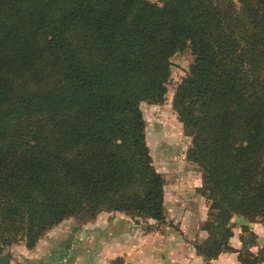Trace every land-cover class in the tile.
Segmentation results:
<instances>
[{
  "label": "trees",
  "instance_id": "1",
  "mask_svg": "<svg viewBox=\"0 0 264 264\" xmlns=\"http://www.w3.org/2000/svg\"><path fill=\"white\" fill-rule=\"evenodd\" d=\"M186 50L173 106L208 202L195 252L264 263L228 241L233 218L264 222V0H0V253L66 219H165L139 104L164 102Z\"/></svg>",
  "mask_w": 264,
  "mask_h": 264
},
{
  "label": "rangeland",
  "instance_id": "2",
  "mask_svg": "<svg viewBox=\"0 0 264 264\" xmlns=\"http://www.w3.org/2000/svg\"><path fill=\"white\" fill-rule=\"evenodd\" d=\"M146 1L161 5L162 0ZM170 62V77L166 86L167 92L164 102L158 105L148 102H141L139 104L143 120L145 121V143L152 159V165L162 175L165 182V219L160 223H156L150 219H140L139 224L143 228H148L152 225V228L159 232L170 230L171 232H175L179 238L191 242V238L197 239L198 228L202 221L201 219L205 217L207 212L208 202L200 193L202 172L187 159V152L191 148L192 139L184 134L183 126L174 109L173 101L177 87L189 73L193 57L190 51L186 50L183 53L174 55ZM115 213L120 214V212L108 214L113 215ZM97 216L87 223L75 219L63 220L57 226L50 229L43 238L47 237V234L54 230L60 231L59 229L66 225L74 228L89 224ZM237 218H233L229 224L232 233V236L228 240L229 245L238 247L234 251L242 249L257 258H261L264 256V222L255 221L247 227V230L242 231L240 222L245 220ZM231 224H233L232 227L230 226ZM24 242L20 241L6 248L0 253V256L8 253L11 248L24 249Z\"/></svg>",
  "mask_w": 264,
  "mask_h": 264
},
{
  "label": "crops",
  "instance_id": "3",
  "mask_svg": "<svg viewBox=\"0 0 264 264\" xmlns=\"http://www.w3.org/2000/svg\"><path fill=\"white\" fill-rule=\"evenodd\" d=\"M207 212L201 219L197 239L191 238V242L179 238L170 230H154L152 225L147 232V227L143 228L122 213H101L89 224L74 228L66 225L60 231L54 230L42 238L33 250L25 246L22 250L11 248L8 251L9 262L114 264L120 260V264H204V259L196 254L194 246L207 238L206 232L200 229L206 221ZM230 247L238 249L233 245ZM211 264H240L238 253H222Z\"/></svg>",
  "mask_w": 264,
  "mask_h": 264
},
{
  "label": "water",
  "instance_id": "4",
  "mask_svg": "<svg viewBox=\"0 0 264 264\" xmlns=\"http://www.w3.org/2000/svg\"><path fill=\"white\" fill-rule=\"evenodd\" d=\"M0 264H10L8 253L0 256Z\"/></svg>",
  "mask_w": 264,
  "mask_h": 264
}]
</instances>
